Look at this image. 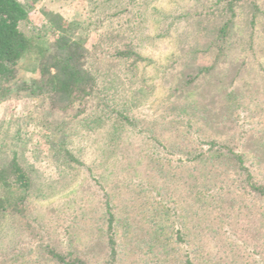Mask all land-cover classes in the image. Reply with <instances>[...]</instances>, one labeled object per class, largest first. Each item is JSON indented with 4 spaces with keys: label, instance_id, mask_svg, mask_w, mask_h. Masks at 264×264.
Returning <instances> with one entry per match:
<instances>
[{
    "label": "rangeland",
    "instance_id": "374dc122",
    "mask_svg": "<svg viewBox=\"0 0 264 264\" xmlns=\"http://www.w3.org/2000/svg\"><path fill=\"white\" fill-rule=\"evenodd\" d=\"M17 1L28 13L19 28L31 42L19 80L36 76L53 37L51 15H59L67 34L81 38L85 68L98 82L88 115L113 110L130 125L117 124L103 165L61 182L43 144L41 101L14 90L0 98V140L10 142L21 125L18 162L26 173L35 169L38 187L51 193L28 198L22 216L0 220V264H51L34 263L46 245L102 264L107 206L118 220L114 264H264V197L250 191L234 157L206 152L213 141L240 156L264 186V0L231 7L230 0ZM232 10L230 35L216 41ZM128 51L129 58L115 56ZM227 89L236 103L222 107ZM100 126L71 122L63 131L86 165L104 147L110 123ZM122 226L136 237L122 236ZM156 240L164 246L155 248Z\"/></svg>",
    "mask_w": 264,
    "mask_h": 264
},
{
    "label": "trees",
    "instance_id": "16d2710c",
    "mask_svg": "<svg viewBox=\"0 0 264 264\" xmlns=\"http://www.w3.org/2000/svg\"><path fill=\"white\" fill-rule=\"evenodd\" d=\"M234 1H228V6L230 5L231 7ZM253 10L254 12L248 18L251 25L258 18L257 14L260 8L256 5L253 6ZM235 15V11L232 10L230 17L216 31V41L223 40L230 35V31L232 30L231 24L233 23L231 18L234 19L237 16ZM27 17L28 13L26 9L17 0H0V98L3 100L7 99L14 90L28 92L41 101V111L43 113L40 123L46 130L43 144L46 146L50 161H53L57 165L56 169L58 170L59 181L68 182L72 180L71 177L74 173L76 175L80 168L90 172L89 166L103 165L112 152L111 149L114 145L117 124L124 122L130 125V120L125 118L121 112L113 113V110H108L110 115L97 112L96 110L95 114H92L91 117L88 115L89 107L93 106L92 102H95L97 98L95 90L97 89L98 82L85 68L83 60L86 50L81 38H72L71 35L67 34V26H65L59 15H51V25L54 27L51 33L53 37L39 54L35 69L36 76L28 81L19 80L20 63L31 51L30 39L19 28L20 24ZM130 55L129 51L126 54L125 52L115 54L121 60L124 57L129 58ZM18 80L21 82L19 83ZM187 83H191V81L189 80ZM224 93L222 107L225 105L228 107L227 105L230 104L234 106L236 103L234 89H227ZM237 101L239 102V100ZM238 106L235 108L240 107ZM111 113H113V116ZM107 120L110 126L109 130L105 133V140L102 139V143L103 140L105 142L104 147L98 149V151L94 149V152H96L94 153L95 157L89 165H86L83 160H80L77 152L74 151L76 148L67 140V134L63 131H65V127L71 122L80 124L86 130L85 128H99L101 127L100 124L106 123ZM21 130L22 127L18 124L17 127L15 126V131L10 142L8 138L5 141L3 139L0 140V151L2 148V151L7 153V155L3 156V159L0 156V160H2L0 161V220L8 216H22L25 212V202L28 198L41 200L51 194L50 191H47L48 188L38 187L35 169L26 173L18 162L17 151H19V148L24 147V138L20 133ZM6 141L8 142L6 143ZM209 146L206 152L212 154L214 152L212 156H215L216 159L224 158L231 160L230 157H234L238 168L242 170L240 175H245L246 184L250 191L255 195L264 197V186L258 185L253 181L247 168L243 166L240 156H236L228 150H224L223 152L220 148L214 149L216 145L213 141L209 143ZM79 150L83 151L84 148L82 147ZM204 153H201L200 156L204 157L202 156ZM227 155H230V157ZM105 216L108 239L106 243L107 247L105 245L104 247L108 252L102 264H114L117 255L115 250L117 242L115 238L117 236L116 226H118L116 221L118 220L115 219L110 206L106 207ZM124 228L122 226V236L130 239L131 237H136L137 233H133L132 227ZM134 241L130 240V244ZM160 242L156 240L153 246L155 248H162L164 245ZM129 247L134 246L129 245ZM39 250L34 258V263L42 259H47L51 264L87 263L75 251L63 254L48 245L41 247ZM191 262L188 259L183 261L182 264H193Z\"/></svg>",
    "mask_w": 264,
    "mask_h": 264
}]
</instances>
